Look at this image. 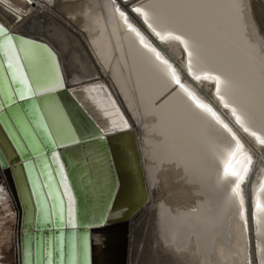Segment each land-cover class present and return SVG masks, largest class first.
Returning a JSON list of instances; mask_svg holds the SVG:
<instances>
[{
  "label": "snow or ice",
  "instance_id": "snow-or-ice-1",
  "mask_svg": "<svg viewBox=\"0 0 264 264\" xmlns=\"http://www.w3.org/2000/svg\"><path fill=\"white\" fill-rule=\"evenodd\" d=\"M54 3L0 0L9 19H0V166L19 173L26 198L20 264H88V233L76 229L102 226L108 205L94 220L78 209L68 171L76 158L65 159L60 149L102 142L130 127L121 116L119 128L105 121L83 136L63 94L82 97L95 81L79 82L77 92L58 49L14 30ZM107 8L123 32L130 72L147 90L152 114L175 132L170 163L183 169L188 182H211L223 203L235 207L242 233L251 221L259 225L264 179L247 204L241 186L255 170L254 154L264 153V22L246 0H108ZM169 47L182 51L180 66L167 56ZM198 84L209 86L214 103ZM256 253L264 264V248L257 245ZM242 264H257L255 256L250 252Z\"/></svg>",
  "mask_w": 264,
  "mask_h": 264
},
{
  "label": "bare ground",
  "instance_id": "bare-ground-1",
  "mask_svg": "<svg viewBox=\"0 0 264 264\" xmlns=\"http://www.w3.org/2000/svg\"><path fill=\"white\" fill-rule=\"evenodd\" d=\"M16 2L22 4L23 0ZM246 2L252 15L264 22L261 0ZM40 3L47 4L48 0H40ZM107 4L108 0H55L54 7L41 6L32 16L26 17L24 24L13 25V28L58 49L70 85L77 87L81 81L98 83L93 91L87 90L83 95L98 99L100 86L104 85L130 124L125 134L111 143L115 152L121 148L124 157L131 158L135 177L142 184L140 192L128 193V203L140 210L127 224L132 242L128 247L127 234L123 264H133V237L137 231L142 233L143 239L147 232L150 263L242 264L251 252L259 264L256 246L264 248V220L259 225L251 221L249 231L242 233V221L235 207L223 203L211 182H188L183 169L170 163L176 158L175 132L152 114L147 90L130 72L128 45L117 23L110 19ZM73 13L76 19H70ZM0 19L9 23L3 11H0ZM166 54L175 65H181L182 51L178 47L166 48ZM197 87L203 89L208 101L215 102L209 86L198 84ZM254 162L255 170L241 186L246 204L251 202L254 190L264 179V153L257 151ZM261 197L264 199V194ZM0 206L16 218L13 198L1 168ZM193 207L197 208L196 212L191 211ZM117 214L118 210L113 208L109 218ZM1 250L4 262L11 264L10 253L4 246ZM13 250L15 259V244Z\"/></svg>",
  "mask_w": 264,
  "mask_h": 264
},
{
  "label": "water",
  "instance_id": "water-1",
  "mask_svg": "<svg viewBox=\"0 0 264 264\" xmlns=\"http://www.w3.org/2000/svg\"><path fill=\"white\" fill-rule=\"evenodd\" d=\"M261 2L264 5V0H261ZM49 47L51 46L49 45ZM97 84L95 83V86ZM100 87L101 92L98 99L89 97L85 93L76 101L72 96L71 99L68 98L71 92L63 94L64 101L71 110V117L75 122V126L81 130V134L85 137L94 131L92 124L102 125L107 121L110 127L114 123L116 128H119L122 123L121 116L123 114L120 108L116 102L113 106L114 100L107 88L104 85ZM93 88L94 86L88 85V91H93ZM76 90L79 92L80 88L77 86ZM72 99H75L76 104ZM85 103H87V107H82ZM117 108L119 113H117ZM124 118L126 119V117ZM126 131L113 132L102 142L88 140L83 146L60 149L64 153L65 159L72 156L76 158L74 166H69L68 171L70 179L75 184L74 191L77 195L78 209H86L87 218L94 220L105 203L108 205L107 217L102 226L93 225L82 229L78 225L76 229L77 232L87 231L88 233L90 246L88 264H123L126 248L125 237L128 234L127 224L140 210L139 207L128 203L130 200L129 192H140L142 190L139 178L136 179L135 177L136 172L133 170L131 158H125V155L121 153V148L115 152L111 147L113 139L120 134H125ZM0 168L3 170L5 182L11 198H13L15 213H17L14 224V244L16 264H20L21 238L27 227L24 208L26 198L19 183V173L12 170L11 167L7 170L2 166ZM113 208L118 210V214L110 219L109 213ZM84 218V211H79L78 221H82ZM69 231L71 230L66 227L65 232ZM32 232L35 235L34 224ZM65 259H67V256Z\"/></svg>",
  "mask_w": 264,
  "mask_h": 264
},
{
  "label": "rangeland",
  "instance_id": "rangeland-1",
  "mask_svg": "<svg viewBox=\"0 0 264 264\" xmlns=\"http://www.w3.org/2000/svg\"><path fill=\"white\" fill-rule=\"evenodd\" d=\"M259 2V0H256ZM257 2V3H258ZM264 7V6H263ZM264 20V19H263ZM9 222L7 223L6 221ZM15 224V214H11L7 211V209L4 207L2 208L0 206V229H3L0 233V252L1 246H4V249L10 253L11 256V264H16V260L14 259V228ZM11 228V229H10ZM5 231V232H4ZM128 247L130 244V241L132 242V238L129 239L128 234ZM133 264H157V263H150L149 260H152L150 255H148V239H147V232L146 235L144 234V239L142 238V233H139L138 231L134 234L133 237ZM10 246L8 247L7 244ZM2 254L0 253V262L2 264H6L4 261L5 259L2 258Z\"/></svg>",
  "mask_w": 264,
  "mask_h": 264
}]
</instances>
